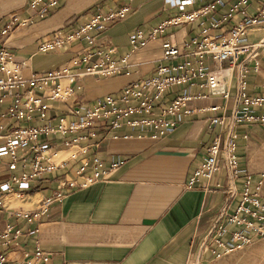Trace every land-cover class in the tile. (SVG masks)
I'll return each mask as SVG.
<instances>
[{"label":"crops","instance_id":"0c3cea01","mask_svg":"<svg viewBox=\"0 0 264 264\" xmlns=\"http://www.w3.org/2000/svg\"><path fill=\"white\" fill-rule=\"evenodd\" d=\"M178 1L179 5L176 0H133L132 11L125 20L109 24L100 34L92 32L93 44L81 40L44 53L39 50L41 42L57 34H68L76 24L86 22L94 11H106L117 3L65 0L39 19L29 11V0H0V26L12 15L31 18L28 26L16 29L6 42L14 60L21 64L22 76L60 70L80 56L88 55L90 62H95L97 52L105 54L110 50L115 60L126 58L127 65L118 76L83 80L81 89L69 100L50 103L47 120L35 123L52 129L38 143L49 149L46 160L55 168L28 180L25 188L17 186L3 200L0 234L7 226L12 227L10 244H0L7 264H27L24 252L35 247L50 255L51 264H211L245 248L225 253L224 247L233 244L230 233L234 228L222 236L215 233L217 226L225 224L222 210L227 208L232 213L237 203L228 201L223 191L228 185L223 171L209 182L202 179L191 182L210 142L225 132V126L212 124L211 119L223 117L229 122L235 112L236 82L230 71L223 92L217 83L211 81L199 87L201 81L197 80L186 90L177 89L164 96L156 112L168 106L178 94L203 98L188 102L186 108L191 113L173 117L175 127L161 138L152 139V131L143 126L112 128L109 121L95 122L91 128L77 132L68 130L77 120V111L84 113L105 96L117 94L139 79L155 76L161 65L164 40L173 41L184 52L191 50L190 41L200 39L202 31L218 40L245 18L253 17L260 0H250L244 13L232 14L231 6L237 0H222L214 11L199 15L190 23L167 26L160 36L133 52L129 39L137 31L150 33L161 23L199 12L213 2ZM252 30L246 37L250 43L256 29ZM204 64L208 73L228 70L226 64L214 63L209 57ZM252 73L249 92L264 94L261 74ZM9 102L8 96L0 98V124L6 128L15 126L1 117ZM213 107L219 109L209 111ZM262 126L236 129L241 174L248 172L255 180L262 177L260 194H264V175L250 172L244 150L251 134H262ZM76 138L80 140L73 142ZM24 150L28 152L27 147ZM26 156L25 161L21 158L11 168L0 141V186L29 172L27 163L31 154ZM82 178L94 181L84 188L61 187ZM56 192H62L63 198L51 204L36 222L28 223L18 216L38 210ZM15 232H18L16 237ZM218 242L223 246L219 247Z\"/></svg>","mask_w":264,"mask_h":264},{"label":"built area","instance_id":"2783aa9c","mask_svg":"<svg viewBox=\"0 0 264 264\" xmlns=\"http://www.w3.org/2000/svg\"><path fill=\"white\" fill-rule=\"evenodd\" d=\"M64 1L29 0L27 7L33 12L34 17L42 19L51 10L60 7ZM132 1L114 0L117 6L106 11H94L86 22L76 24L68 34H57L41 42L39 50L44 53L52 52L81 40L93 44L95 37L92 32L100 34L109 24L125 20L132 11ZM221 1L213 0L199 12L161 23L150 33L137 31L129 39L131 50L134 52L144 48L149 40L160 36L167 26L190 23L197 16L214 11ZM249 2L250 0H237L232 4L230 13H244ZM179 3L176 0V5ZM30 23V17L21 19L17 15H12L0 26V98L8 96L10 99L9 106L1 117L15 125L6 128L0 124V141L11 168L17 166L21 158L25 161L28 153L31 154L27 163L29 172L12 177L0 186V206L5 196L15 192L17 186L25 188L24 184L28 180L36 179L44 172L55 168L46 160L49 149L38 143L40 137L52 129L43 124L35 125L37 122L47 120L50 103L58 104L69 100L81 89L82 81L87 78L103 79L118 76L127 67L126 58L115 60L110 50L105 54L97 52L98 59L95 62H90L91 58L88 55L80 56L60 70L24 77L20 74L21 64L14 60L12 52L6 47V42L16 29L26 27ZM260 28H264V0H260L255 7L253 17L245 18L218 40L202 31L200 39L190 41L188 47L191 50L186 52L181 51L173 41L164 40L161 65L157 68L155 76L139 79L119 93L105 96L95 106L87 108L84 113L77 111V120L68 128L69 131L77 132L91 128L95 122L109 121L112 128L122 125L128 128L143 126L152 131V139L161 138L175 127L176 121L173 117L191 113L186 108L188 102L203 98L199 95L178 94L168 106L156 112L155 109L159 107L164 96L173 94L177 89L186 90L197 80L201 81L198 86L203 87L204 83L211 82L212 74L220 75L221 78L215 84L217 83L219 91L223 92L229 79L227 72L230 71L236 82L235 112L229 118V122L223 117L211 119L212 124L225 126L224 135H217L210 142L204 158L191 177L192 183L201 179L209 182L217 173L223 171L228 180V185L223 191L228 201L235 200L237 203L232 213H228L227 208L222 210L221 216L225 224L217 226L215 230L217 235L222 236L228 233L230 228H234L230 233L233 244L224 247L225 253L239 250L264 238V195L260 194L262 177L255 180L248 172L241 174L239 136L236 131L240 126L264 125V94L249 92V75L258 70V62L252 54L257 45L246 40L250 30ZM208 57L214 63L226 64L228 70L206 72L204 61ZM224 95L228 97L226 93ZM218 109L219 107H213L209 108V111L216 112ZM77 140L80 138L74 139L73 142ZM25 147L28 152H24ZM117 165L119 164L113 166ZM240 178L242 181L239 183ZM93 181L92 178H82L79 182H67L61 187L84 188ZM62 198L63 193L56 192L55 196L45 200L38 210L18 216L26 219L28 223L36 222L47 213L51 204ZM11 231L12 227L9 225L0 234L1 245L10 244ZM17 235L18 232H15V237ZM218 246L223 244L218 242ZM24 258L27 264H51L50 255L39 247H35L31 252H24ZM0 264H7L1 248Z\"/></svg>","mask_w":264,"mask_h":264},{"label":"rangeland","instance_id":"374dc122","mask_svg":"<svg viewBox=\"0 0 264 264\" xmlns=\"http://www.w3.org/2000/svg\"><path fill=\"white\" fill-rule=\"evenodd\" d=\"M252 34L251 41L257 45L252 54L258 62V70L252 74H261L264 86V28L256 29ZM244 157L252 174L264 175V131L262 134H251L245 145ZM211 264H264V238Z\"/></svg>","mask_w":264,"mask_h":264},{"label":"bare ground","instance_id":"6f19581e","mask_svg":"<svg viewBox=\"0 0 264 264\" xmlns=\"http://www.w3.org/2000/svg\"><path fill=\"white\" fill-rule=\"evenodd\" d=\"M219 78H221V77H220V75H218V74H213V75H211V81H212L213 83L217 82V80H219Z\"/></svg>","mask_w":264,"mask_h":264}]
</instances>
